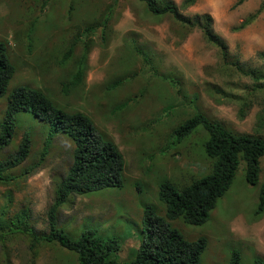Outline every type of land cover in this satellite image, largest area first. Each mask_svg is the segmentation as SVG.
I'll return each instance as SVG.
<instances>
[{"label": "rangeland", "instance_id": "374dc122", "mask_svg": "<svg viewBox=\"0 0 264 264\" xmlns=\"http://www.w3.org/2000/svg\"><path fill=\"white\" fill-rule=\"evenodd\" d=\"M172 1L189 18L211 17L214 35L225 44V57L199 28L181 26L170 14L154 16L140 0H0V41L13 66L6 91L18 85L41 89L56 106L87 115L122 155L120 188L70 195L56 212L57 227L72 237L88 227L100 237L117 238L118 247L110 254L115 259L134 255L145 206L164 215L156 195L161 182L180 188L210 169L211 159L201 147L207 137L201 127L179 142L173 140V129L182 120L199 112L232 132L264 136V0H195L185 8L181 0ZM110 4L106 39L100 42V33L92 34L83 85L64 94L62 85L82 46L76 43L64 64L59 62L62 54L76 28L105 14ZM139 49L146 51L153 70ZM119 79L124 82L107 87ZM170 79L178 82L177 88ZM5 104L0 97V121ZM25 131L28 155L0 177V264H78L74 252L13 229L25 213L30 232L46 231V211L73 148L66 135L56 133L41 156L48 126L18 112L0 160L14 154ZM258 169L256 183H246L241 162L201 224L168 220L185 239H206L200 264H227L233 251L238 264H252L254 258L264 263V212L254 214L264 155Z\"/></svg>", "mask_w": 264, "mask_h": 264}, {"label": "trees", "instance_id": "16d2710c", "mask_svg": "<svg viewBox=\"0 0 264 264\" xmlns=\"http://www.w3.org/2000/svg\"><path fill=\"white\" fill-rule=\"evenodd\" d=\"M140 1L144 2L147 11L154 16L170 14L181 26L199 28L204 39L219 49L222 58L225 57V44L214 35L211 29L212 19L208 14L194 15L189 18L180 13L172 0ZM194 1L181 0L180 7L185 8ZM112 11L113 5L110 4L105 14H100L98 19H88L74 31L70 44L59 62L65 63L71 56L76 43L82 46V53L74 63L68 79L62 85L64 94L83 85L86 69L85 55L89 45L93 43L92 34L99 32L100 42L106 39L105 30L111 16L107 17V14ZM248 20L242 22L241 26L246 25ZM136 51L144 64L153 70L148 56L145 55L146 51L143 49ZM234 65L241 72L244 71L236 61ZM248 73L250 74L251 71ZM12 74L13 66L8 59L6 46L0 41V97L3 96L6 100L4 114L0 121V149L10 141L14 116L18 112H27L48 126L49 131L43 142L41 156L45 154L52 136L56 133L66 135L73 143L71 163L55 184L54 195L46 211V231L39 235L30 232L31 229L27 228L25 213L22 214L21 220L13 225V229L27 232L34 241L42 239L46 242H54L74 252L78 264H200L206 239L199 236L195 240H187L170 226L168 220L181 218L192 225L204 222L209 212L215 207L216 200L229 188L241 162L244 181L252 185L257 181L259 159L264 155V136L259 133L232 132L199 112L193 113L173 129L172 137L175 142H179L192 130L201 127L207 135L201 147L204 154L211 159L209 171L180 188L168 181L161 182L157 186L156 195L164 207V215H159L152 206H145L140 229L141 240L134 255L128 260L112 258L111 252L118 247L117 238L100 237L95 234L94 229L88 227L72 237L62 228L57 227L56 212L70 195H83L105 188H120L123 182V158L120 151L111 139L96 129L87 115L80 111H66L56 106L41 89L18 85L7 92L6 87ZM170 80L171 86L177 88L175 84L178 82ZM121 82L124 80H117L107 87L112 89ZM261 88L264 90V84ZM116 109L120 107L116 106ZM240 115H243L242 109H240ZM263 124L264 120L260 122V126ZM29 146V136L25 131L20 136L14 154L5 160H0V177L2 172L20 164L26 158ZM35 166H30L27 172ZM263 212L264 173L258 185L254 214ZM227 264H238L237 252H232ZM252 264L264 263L259 258H254Z\"/></svg>", "mask_w": 264, "mask_h": 264}]
</instances>
